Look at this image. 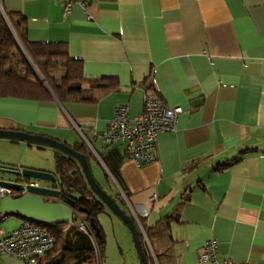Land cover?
<instances>
[{
    "label": "crops",
    "instance_id": "obj_1",
    "mask_svg": "<svg viewBox=\"0 0 264 264\" xmlns=\"http://www.w3.org/2000/svg\"><path fill=\"white\" fill-rule=\"evenodd\" d=\"M0 7L23 18L29 41L65 43L84 75L66 101L0 97V129L85 143L96 182L130 217L144 218L157 264H199L209 238L219 258L264 264V0H78L66 16L62 0ZM144 93L183 111L174 132L158 133L156 160L138 167L124 140L103 143L101 134L117 104L128 105L129 118L139 113ZM44 147L0 139V169L51 171L55 153ZM11 172L0 178L15 181ZM56 198L1 197L0 234L24 218L66 221L68 205ZM0 264L25 263L0 254Z\"/></svg>",
    "mask_w": 264,
    "mask_h": 264
},
{
    "label": "trees",
    "instance_id": "obj_2",
    "mask_svg": "<svg viewBox=\"0 0 264 264\" xmlns=\"http://www.w3.org/2000/svg\"><path fill=\"white\" fill-rule=\"evenodd\" d=\"M22 19L21 16L15 19L11 12L0 7V97L34 100L56 98L58 101L72 99L78 89L74 84L81 82L84 77L82 61L68 54L65 43L29 41L20 29ZM101 79L110 78L101 77L98 82ZM143 85L145 89L150 86L145 82ZM100 86L107 85L97 83L95 87ZM71 147L85 156L89 166L96 159L83 142H77ZM53 150L57 179L51 186L59 190L56 199L70 206L74 220L77 216L84 220L92 239L68 222L36 220L54 239L53 248L43 254L36 264H96V249L99 264H102L105 239L97 214L106 207L89 188L78 161L54 148ZM236 159L223 163L219 168L226 167ZM192 164H187L184 171H189L195 165ZM15 180L20 179L16 177ZM131 218L142 242L145 255L142 264H157L153 250L145 242L144 218L138 217L137 221L133 216Z\"/></svg>",
    "mask_w": 264,
    "mask_h": 264
},
{
    "label": "built area",
    "instance_id": "obj_3",
    "mask_svg": "<svg viewBox=\"0 0 264 264\" xmlns=\"http://www.w3.org/2000/svg\"><path fill=\"white\" fill-rule=\"evenodd\" d=\"M78 0H62L63 15L66 16L71 6ZM180 106H169L159 96L144 93L142 109L135 116L129 118L128 105L119 103L115 106L114 114L108 121L106 130L101 134L102 142L109 143L116 139L124 140L125 156L136 166L148 165L156 160V146L158 133L174 132L177 128V118L182 112ZM94 122H90L93 125ZM82 133L83 129L75 125ZM86 142L88 140L84 137ZM14 172L20 169L9 168ZM9 182L22 184L21 189L12 188ZM36 184L33 180L10 181L0 178V198L6 195H15L26 192L27 184ZM37 185V184H36ZM125 201L126 196L122 193ZM155 194L150 196L153 201ZM6 217L0 214V221ZM74 220V219H73ZM78 230L86 234L90 239L92 235L84 220L77 216L72 223ZM145 242L151 250L150 244L145 237ZM54 246L53 236L42 227L36 220L24 218L19 225L5 234H0V254L14 256L21 259L25 264H36L38 259L51 250ZM97 248V247H95ZM96 264H99L98 251L96 249ZM199 264H250L249 262L237 263L231 256L219 258L217 254L216 239L205 240L198 253Z\"/></svg>",
    "mask_w": 264,
    "mask_h": 264
},
{
    "label": "water",
    "instance_id": "obj_4",
    "mask_svg": "<svg viewBox=\"0 0 264 264\" xmlns=\"http://www.w3.org/2000/svg\"><path fill=\"white\" fill-rule=\"evenodd\" d=\"M0 139H12L16 141H25L29 144L41 145L46 147L54 148L67 156L73 157L79 163V166L82 170L84 178L89 186V188L93 191L95 196L102 202V204L109 209L114 215L120 218L127 226L133 245L139 260V263L142 264L145 259L144 251L142 248V242L139 238L138 230L133 222L132 218L120 207L118 202L113 199V197L108 194L95 180L90 166L85 158V156L76 151L73 147L68 144L61 142L52 137L30 133L25 130L19 129H0ZM18 174L24 180H42L49 183L56 182V176L46 170L41 169H32V168H21L18 171ZM9 186L12 188L21 189L22 184L17 182H9ZM26 189L30 193L40 194L46 197H58L59 190L57 188L51 186H41L36 184H27ZM70 203V202H68ZM83 211V210H81Z\"/></svg>",
    "mask_w": 264,
    "mask_h": 264
},
{
    "label": "rangeland",
    "instance_id": "obj_5",
    "mask_svg": "<svg viewBox=\"0 0 264 264\" xmlns=\"http://www.w3.org/2000/svg\"><path fill=\"white\" fill-rule=\"evenodd\" d=\"M59 74V73H58ZM0 111H6L2 108ZM49 149V147H44ZM44 150V149H42ZM41 160L50 159L43 151V153L38 154ZM52 157V161H53ZM55 163V162H54ZM34 169V168H32ZM55 166L53 164L52 170L49 171L53 173L56 177ZM14 171V170H12ZM7 178V177H14L10 169H0V177ZM18 178V176H17ZM21 181L22 177H19ZM38 184H51L46 181L42 180H33ZM64 210H67L69 213V218L65 221L68 222L69 225L75 222L73 220V213L69 206H64ZM40 221L50 222V220H46L45 218H36ZM97 220L102 228L103 232L105 233V245L103 249V256H102V264H140L133 241L130 235V232L123 221L114 215L109 209H105V211H101L97 214Z\"/></svg>",
    "mask_w": 264,
    "mask_h": 264
},
{
    "label": "bare ground",
    "instance_id": "obj_6",
    "mask_svg": "<svg viewBox=\"0 0 264 264\" xmlns=\"http://www.w3.org/2000/svg\"><path fill=\"white\" fill-rule=\"evenodd\" d=\"M15 174L18 176V178L21 177V176L18 174V172H15Z\"/></svg>",
    "mask_w": 264,
    "mask_h": 264
},
{
    "label": "clouds",
    "instance_id": "obj_7",
    "mask_svg": "<svg viewBox=\"0 0 264 264\" xmlns=\"http://www.w3.org/2000/svg\"><path fill=\"white\" fill-rule=\"evenodd\" d=\"M147 239V238H146Z\"/></svg>",
    "mask_w": 264,
    "mask_h": 264
}]
</instances>
